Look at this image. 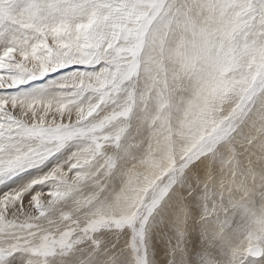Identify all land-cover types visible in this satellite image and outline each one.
Masks as SVG:
<instances>
[{"label": "snow or ice", "instance_id": "1", "mask_svg": "<svg viewBox=\"0 0 264 264\" xmlns=\"http://www.w3.org/2000/svg\"><path fill=\"white\" fill-rule=\"evenodd\" d=\"M0 264H264V0H0Z\"/></svg>", "mask_w": 264, "mask_h": 264}]
</instances>
